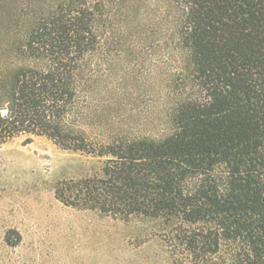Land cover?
Instances as JSON below:
<instances>
[{"label": "trees", "instance_id": "1", "mask_svg": "<svg viewBox=\"0 0 264 264\" xmlns=\"http://www.w3.org/2000/svg\"><path fill=\"white\" fill-rule=\"evenodd\" d=\"M134 15L168 50L158 132L109 88ZM31 136L103 163L64 205L160 222L180 264H264V0H0V144Z\"/></svg>", "mask_w": 264, "mask_h": 264}, {"label": "rangeland", "instance_id": "2", "mask_svg": "<svg viewBox=\"0 0 264 264\" xmlns=\"http://www.w3.org/2000/svg\"><path fill=\"white\" fill-rule=\"evenodd\" d=\"M140 15L145 21L154 18L146 8ZM138 24L134 15V30L129 31L134 37L126 39L127 52L113 54L108 83L125 126L158 132L153 114L161 111L153 95L156 66L168 50L153 32L156 26ZM144 43L153 49L146 50ZM102 164L46 137L0 144V264H180V249L172 247L160 222L142 217L125 221L57 199L58 182L78 180Z\"/></svg>", "mask_w": 264, "mask_h": 264}]
</instances>
